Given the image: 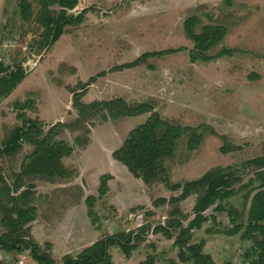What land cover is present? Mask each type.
<instances>
[{"label": "rangeland", "instance_id": "1", "mask_svg": "<svg viewBox=\"0 0 264 264\" xmlns=\"http://www.w3.org/2000/svg\"><path fill=\"white\" fill-rule=\"evenodd\" d=\"M25 6H29L27 18L22 15ZM42 9L41 0H0V61L10 67L21 65L26 72L0 100V140L7 139L25 119L35 120L40 132H33L34 139L41 142L48 135L62 152V171L49 178L23 173L37 143L21 140L19 147L1 154L0 186H7L10 195L0 196V233L23 229L24 236H30L59 264L64 256L76 255L121 230L124 211L135 207L129 200L148 199L149 192L140 191L119 174V179L110 182L111 195L102 193L109 177L103 176L104 180L101 175L115 171L109 153L141 115L103 119L106 110L111 112L108 108L84 110L80 115L72 98L82 92L83 105L120 99L123 112L149 103L168 124L181 127L174 153L164 163L165 183L181 185L214 168L232 167L239 177L232 186L236 193L217 201L222 210L212 205L203 213L206 220L192 229L190 242L201 244L202 252L216 264L245 262L243 255L251 242L240 238L243 229L238 231L236 225L246 222L250 198L260 184L257 169L243 167V163L264 154V0H78L67 13L83 14L46 46L39 20ZM192 16L200 22L194 32H200L203 25L225 29L224 39L207 52L212 61H190L194 43L184 20ZM176 48L182 50L136 62L145 52ZM91 78L94 81L83 87ZM142 115L146 120L147 114ZM105 122L108 128H98ZM180 192L165 195L170 198ZM111 201L118 202V210ZM195 201L193 195L177 205L184 216L183 226L194 217ZM149 205L136 209L130 226L131 230L150 226L128 254L129 258L135 254L130 264L148 256L155 264H169L177 256L173 242L179 229L171 231L172 238L160 232L150 234L167 217L163 220L165 213L159 210L150 218L154 211ZM5 208H31L34 219L24 227H12L8 214L16 218L17 212ZM118 249H109L110 264H119L117 256L123 253ZM0 262L36 264L29 251L1 252Z\"/></svg>", "mask_w": 264, "mask_h": 264}, {"label": "trees", "instance_id": "2", "mask_svg": "<svg viewBox=\"0 0 264 264\" xmlns=\"http://www.w3.org/2000/svg\"><path fill=\"white\" fill-rule=\"evenodd\" d=\"M41 1L44 9H42V15L39 17V20L44 28L43 44L46 46L55 42L63 32L64 27L79 19L83 13L76 15L67 13L69 9L71 10L76 7L78 0ZM48 5H57L58 8L57 10L51 9ZM29 14V6H25L22 10V15L24 18H27ZM198 21L199 18L196 16L184 20L186 33L194 43L193 49L189 52L190 61L193 63L197 60L203 62L213 60V56L207 52L215 47L225 34L224 27L214 25H203L200 32H194L195 24L200 23ZM180 50L182 48L168 49L155 53L145 52L136 59V62H140L144 57L149 55L160 56ZM25 73L21 65L10 67L0 61V100L11 93ZM93 81L92 78L89 79L84 83L83 87L87 88ZM81 93H74L72 98L73 106L77 108L80 115L84 113V110L85 112H93L95 109L104 108H108L111 112L106 110L102 114L103 119L107 117L117 118L119 115L122 116V114L134 116L146 112L151 113L143 124L133 128L128 133L122 145L113 152V157L124 164L135 178L141 179L144 183L166 181V167L164 163L174 153L177 139L183 131L181 127L168 124L166 120L162 119L154 111L149 103L137 104L132 109L130 108V111L123 112L121 110L123 107H120L123 105L120 99L95 101L89 105H83L80 103ZM17 106L15 104L14 107L18 108ZM127 110L129 109L127 108ZM35 130L38 133L40 132L39 124L30 118L25 119L21 126H16L12 130L7 139L0 140V155L9 153L19 147L21 140L34 144L37 143L35 150L27 156V159H30V164H28L27 168L23 166V173L27 171L32 174L41 173V175L48 178L52 177V175L61 174L62 166L60 159L62 152L56 148L54 143H50L48 135L41 142H37L33 135ZM190 147H194V145L190 144ZM243 167L256 168V176L260 184L250 198L246 222L236 225L238 231L243 229L240 238L242 240H250L251 242L243 255L245 262H241L240 264H264V154L245 160ZM103 179L105 180V177ZM238 180L239 177H235L232 167L226 169L219 167L206 172L198 179L189 180L181 185L179 183L171 185L172 189H180L181 192L178 196L169 198L168 202L170 204H176L190 195H195L196 201L193 207L194 217L189 221L187 226H183L182 219L184 216L177 206L168 212L165 223L158 224L151 230L152 233L160 232L164 233L168 238H172L171 231L175 228L179 229V234L173 242V245L178 250L177 256L176 258L169 259V264H178L179 262L182 264L187 262H192L193 264H216L208 254L202 252L201 244L190 242V233L193 228L201 227V223L206 220L203 213L210 206L214 205V209L222 210V206L217 201L235 194L236 191L232 186ZM5 195H10L9 188L7 186H0V196ZM248 198L249 196L246 199ZM7 199L10 200L11 198L9 199V196H7ZM161 201L165 200H157L155 204ZM5 211L8 210L5 208ZM14 211L17 212L16 218H13L11 213L8 214V217L11 218L10 225L12 227H24L25 224L34 219L33 209L31 208L30 210L12 208L8 212ZM139 228H137L138 230L117 232L106 236L104 239H99L91 245L84 247L76 255L64 256L59 264H110L109 249L111 247H118L125 256H128L131 249L144 238L150 226L144 225V227ZM23 232V229L17 234L1 232L0 253L29 251L36 264H56L46 250H42L30 236H24ZM139 264H155V261L152 256H148Z\"/></svg>", "mask_w": 264, "mask_h": 264}, {"label": "crops", "instance_id": "3", "mask_svg": "<svg viewBox=\"0 0 264 264\" xmlns=\"http://www.w3.org/2000/svg\"><path fill=\"white\" fill-rule=\"evenodd\" d=\"M224 38H222V40H223ZM221 40V41H222ZM219 45V44H218ZM214 59V58H213ZM212 61V60H211ZM209 62V61H208ZM143 114H147L146 115V120H147V118L150 116V112H146V113H143ZM139 115H141V118H139L138 120H140V121H137V122H135V123H132V124H130V125H133V124H136L137 123V125L135 126V127H137V126H139V125H141V124H143L146 120H145V118H143V115L142 114H138V116ZM135 117L137 116V115H134ZM127 117H129V118H132L133 116H127ZM119 123H123V121L122 120H120V118H119ZM108 126H109V124L107 123V122H105V123H103L102 125H100V126H98V128H108ZM133 127V126H132ZM135 127H133V128H135ZM122 128H123V126H122ZM130 132V131H129ZM128 132V133H129ZM115 134V133H114ZM113 137H114V135H113ZM124 139L125 138H123V140L121 141V143H120V145L117 147V148H115V149H112L111 151H110V153H109V158H108V160L111 162V165H113L112 167H114L115 168V171H110V172H107V173H105V174H102L101 176L103 177V176H105V177H109V179L107 180V183H106V186H105V188H104V190H103V196L104 195H111L110 193H108V191H110V182H112L113 180H117V179H119L118 177H116V176H118V174L119 175H125V177H126V179H128V183L129 184H131V185H134L135 187H138V189L140 190V188L141 189H143L144 191H145V193L146 192H149V194H148V199L146 198V197H139V198H137V199H133V201L132 200H129V201H131L132 202V204L134 203L135 204V207L134 206H132L131 207V209H129L128 211H124V213H127V215L123 218L122 217V220H123V226H121L120 227V229L121 230H119L118 232H121V231H129V230H131L132 229V227H130L132 224H134V217L136 216V209H138V208H140L142 205H145L146 207L149 205V204H147L146 203V201H149L150 203H152V205L150 204L149 206V209L150 210H153L154 211V213H151V214H149L150 215V218L152 217V218H154L155 216H156V214H155V212H158L159 210L160 211H163L165 214H163L162 215V219L163 220H165L166 219V217L168 216V213H167V215H166V211H167V208L170 206H172V207H175V206H177V205H179L178 203L179 202H181V201H183V200H185V199H183V200H180L178 203H176V204H170L169 202H168V200H169V198H168V195H165L166 193H168V192H171V191H178V190H180V189H176V190H174V189H172L171 188V185L173 184H171V182L169 183H165L164 181L163 182H153V183H149V184H147V183H144L141 179H138V178H135L130 172H129V170H128V168L124 165V164H122L121 162H118L117 160H115L114 159V157H113V152L116 150V149H118L121 145H122V143H123V141H124ZM123 169V170H122ZM118 172V173H117ZM192 180H194V179H192ZM168 181V180H167ZM189 181V180H188ZM158 184V185H157ZM160 184V185H159ZM164 184L165 186V188L162 186V185ZM175 184V183H174ZM157 185V186H156ZM167 186H168V188H167ZM106 189V190H105ZM168 189V191L166 192V193H164L165 192V190H167ZM170 189V190H169ZM105 191V192H104ZM126 191V190H125ZM141 191V190H140ZM122 192V191H121ZM160 192V193H159ZM124 193H126V192H124ZM164 193V194H163ZM180 194V193H179ZM178 194V195H179ZM102 195V194H101ZM144 195V194H143ZM156 195H157V197H156ZM177 195V196H178ZM191 196H193V195H190V197ZM172 197H175V196H172ZM120 198V197H119ZM122 198V197H121ZM121 198H120V200H121ZM188 198V197H187ZM186 198V199H187ZM160 199H162V200H165V201H161V202H158L157 204H155V201H159ZM121 203L123 202L122 200L120 201ZM110 204L111 205H114L115 206V208L118 210V207H120V205L118 204V202H116V201H114V202H110ZM178 208H179V206H178ZM172 209V208H171ZM139 217V216H138ZM128 220H130V221H128ZM160 223H163V222H160ZM139 225H134V228L136 227H138ZM117 233V232H116ZM110 234H112V233H110ZM150 234H153V235H156L155 233H152V232H150ZM152 235V236H153ZM91 245V244H90ZM119 250V249H118ZM135 255V254H134ZM134 255L132 256V257H128V256H125L124 254H121V255H118L117 257H118V263L119 264H130V263H132L133 262V257H134ZM116 257V258H117ZM173 257V256H172ZM174 258V257H173ZM111 261H112V263L115 261V258L114 259H111ZM137 261H139V260H137ZM138 263H140V262H138ZM137 263V264H138ZM156 263V262H155Z\"/></svg>", "mask_w": 264, "mask_h": 264}]
</instances>
